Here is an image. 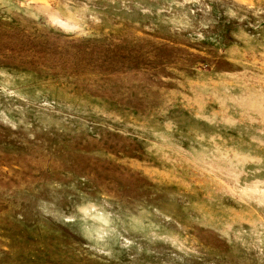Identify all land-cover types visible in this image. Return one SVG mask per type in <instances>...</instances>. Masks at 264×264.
<instances>
[{
    "label": "rangeland",
    "instance_id": "1",
    "mask_svg": "<svg viewBox=\"0 0 264 264\" xmlns=\"http://www.w3.org/2000/svg\"><path fill=\"white\" fill-rule=\"evenodd\" d=\"M0 264H264V0H0Z\"/></svg>",
    "mask_w": 264,
    "mask_h": 264
}]
</instances>
